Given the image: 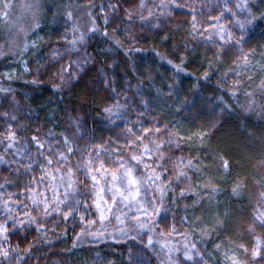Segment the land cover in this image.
Returning <instances> with one entry per match:
<instances>
[{"label":"snow or ice","instance_id":"1","mask_svg":"<svg viewBox=\"0 0 264 264\" xmlns=\"http://www.w3.org/2000/svg\"><path fill=\"white\" fill-rule=\"evenodd\" d=\"M118 3L119 0L107 5L100 4L97 9L99 17L92 11L97 6L91 0L83 7L75 6L87 16L86 31H81L78 23L75 22L81 20L82 17L77 16L74 21L72 10L74 6L64 5V18L68 27L61 39H64L72 49H75L78 44L84 43L88 34L100 32L118 48H124L127 45L128 47L124 48L125 55H128L130 51H140L133 47L137 38L129 28L126 27L123 33L124 39H121V36L117 34V29H113L112 34H109L107 28L109 13L117 10ZM229 3L230 0H224L218 12L214 15L205 14L201 19L203 7L197 8L195 0L192 3H189L188 0H159V3L152 4L146 3V0H139L135 8L124 9V16L128 24H133L138 18L146 26L150 23L154 10L158 9L161 16H171L173 9H187L185 15L188 17L186 21L188 35L194 39L201 36L205 41L213 44H216L213 37L218 38L219 43L216 44L217 51L215 53L217 61L222 55H227L231 49H235L238 53L232 60V64L225 69L222 79V82L226 83L227 77L230 73L232 74V84L229 87L233 90L230 91V95L235 96L237 92L242 91L247 98L245 111L260 108L264 112V104L259 103V101H264V53H261L259 61H255L254 50L245 51L244 48L245 30L256 18L252 16L247 0H238L235 4V9L248 13L243 19H240L237 12L229 7ZM20 7L31 14V23L27 27L16 26L19 17L10 23V17L14 11L13 0H0V21L5 22L9 27L7 39L3 44H0V57H5L7 53H10L18 60L19 67L26 73L31 69L23 57L31 49L36 48V42L30 40L29 31L40 26L38 16L42 7L39 0H29L28 3H22ZM225 12L231 13V22L240 29L239 37L231 29L225 27L223 23ZM97 19H101L103 22L102 32ZM152 27H157V25L153 24ZM210 29L212 31H209ZM69 31L71 39H68ZM5 49H7V53ZM221 49L224 51L221 52ZM156 54L163 59L160 53ZM168 63L172 64V61L169 60ZM209 63L211 65V61ZM180 64H183V57H181ZM180 64H172V67L178 72L183 71ZM70 67V64L61 66L58 74L61 82L64 81V73L68 72ZM15 71L16 69H9L0 75L12 79ZM71 75L74 77L76 73L73 71ZM256 80L259 82L256 83ZM32 83H37V80L33 79ZM59 87H61L60 84H53L54 90ZM169 89H171V85H169ZM8 91L10 89L0 88V92ZM141 103L145 102L141 101ZM120 107L119 102L104 106L103 112L108 114L110 122L114 109ZM4 115L7 116V113ZM139 115L142 116L143 113L141 112ZM12 119L15 120L16 117L13 116ZM0 135L3 136V141L0 142L4 143L5 154L15 148V151L11 153L14 158L24 156L30 159V163L22 165L25 175L34 171L32 164L36 162L37 157L41 160L39 175L28 176L27 182L20 184L17 192L7 191L5 185L10 183L7 179L4 183H0V209H2L0 211V217H2L0 218V256L8 258L7 246H9V238L13 232H22L25 230V226H35V231L42 235L41 230L45 228L43 220L52 217L53 214L59 218L62 214L65 222L70 216L73 219L79 216L81 225H87V227H81L80 232L76 234L77 237H80L81 234L94 238L104 237L107 232V224L114 219L116 223L113 225V231L118 234L114 238H126L131 234V239L135 240L139 237L145 247L153 250L155 244H159L160 264H208L202 255V250L198 248L196 238L198 236L203 241L204 237L211 235L217 227H223V220L218 215L213 217L212 222L215 225L213 228L202 227L203 222L199 216L194 218L184 216L181 217V222L185 226L190 225L191 232L177 233L173 224L167 228V231L161 229L158 234L155 233L156 216L162 210L169 190L172 191L171 202L173 204L177 201L176 188H179L180 198H184L186 193L191 192L194 208L202 203L200 193L193 191L191 182V173L201 171L200 162L198 158L175 155V150L180 148L185 136L179 131H173L170 122H157L144 126L140 120L134 124L126 121L123 145H119L120 138L117 137L111 143L104 141L86 146L83 152L78 147H74V136L63 132L60 133L62 143L56 141V137L50 130L48 136L52 137V140L33 134L31 145L34 146V152L29 151L28 146L16 148L17 133L10 124ZM192 135L197 137L199 143L204 142L203 132ZM188 138L191 139V136ZM53 141H56L55 150H53ZM121 150L125 151L127 155L121 156L119 154ZM76 155H79L80 159L73 167L71 162ZM105 156L107 159H103ZM220 160V167L226 172L228 161L223 157ZM12 162L6 159L5 155L0 154V163L10 164ZM261 163L264 165V161ZM169 164L171 169L168 167ZM16 172L19 178V170L17 169ZM137 172L140 174L137 175ZM253 183L256 187L247 195L250 203L249 219L246 226L244 223L240 225L243 232L248 235L250 244L236 243L228 239L214 242L213 248L219 254L217 264H248L249 261L251 264H256L257 257L264 259V177ZM182 184L183 186H181ZM199 187L205 190L209 201L214 200L215 193L218 191L215 184L209 181L206 184H200ZM244 187V182L237 180L231 189V194L237 197L243 196ZM89 200L95 208L99 221V227L95 231H89V228L96 221L86 220L85 215L80 211L82 204L85 210L89 208ZM257 229L260 230L259 233ZM174 233L183 237L179 247L174 246L171 239ZM192 233L196 235H192ZM108 235L112 236L111 233ZM156 235L167 237V239L164 241L154 239ZM144 236H147L146 242ZM76 244L77 240L74 239L73 247ZM11 251H18V248L12 247ZM24 252H28V248H25ZM177 254L182 255L183 260H180V256Z\"/></svg>","mask_w":264,"mask_h":264},{"label":"rangeland","instance_id":"2","mask_svg":"<svg viewBox=\"0 0 264 264\" xmlns=\"http://www.w3.org/2000/svg\"><path fill=\"white\" fill-rule=\"evenodd\" d=\"M84 1L89 2V0ZM99 2V4L103 3L107 5L108 3H116L117 0H99ZM188 2L192 3L193 0H188ZM223 2L224 0H195V6L197 8L203 7V12L200 16V18L203 19L205 14L211 13L214 15L218 12ZM237 2L238 0H230L229 7L237 12L240 19H243L248 13L235 9V4ZM138 3L139 0H119L117 10L109 13V23L107 26L110 27V32H113V29H117V34L121 36V39H124L123 33L127 27L138 39L144 35L146 31L154 30L156 27H152L153 24L157 26H163V24L171 26L178 22H186L188 19L185 15L187 9H173L171 16H161L157 9L156 16L150 18V23L146 26L144 22H141L138 18L135 19L133 24H128L124 16V9L127 8L131 10L135 8ZM146 3H159V0H146ZM97 17H99L98 11ZM101 23L102 26H104L102 20ZM223 23L225 27L231 29L237 37L240 36V29L231 22L230 12L224 13ZM209 31L212 30L210 29ZM250 31L251 28L250 25H248L244 33L245 51H247L249 47ZM64 34L65 32H63L62 29L57 30L54 35L48 34V38H42L39 33L29 34L30 40L36 42V48L34 49L35 52H32V49L30 50L28 57H25L26 59L23 58L27 61L31 69V71L26 73L19 67L18 60L8 63L5 62V59L9 57V53H7V49H5L7 53L6 56L0 57V74L7 72L9 69H16L12 79L14 81L16 80L17 83L50 87H53V84H60L61 87L56 90L60 91L62 94H72L79 86L87 85L89 94L98 96V121L93 119L90 113L91 111L86 108L84 105L85 103L82 102L77 104L70 101L65 107L62 124L56 126L55 129H51L47 127L41 118L29 107L21 92L3 86L5 84L1 82L2 79L7 82L11 79L4 78L0 75V88L10 89L8 92H0V133H3L10 124L12 129L17 133L18 143L16 144V148L28 146V150L34 152V146L31 145V136L37 134L42 138L52 140V137L48 136L50 130L53 136L56 137V141H60V133L62 132L71 134L75 138L74 147H78L79 150L83 152L86 146L103 143L104 141L111 143L113 140H116L117 137L120 138L119 145H123V133L125 131L126 121L130 124H134L137 120H140L144 123V126L157 122L165 123L162 120H148L138 115L133 106L132 95L129 93L126 86L113 85L114 83L111 82L108 76L109 74L101 69L98 61L89 52L87 44L84 42L83 44H78L75 49H72L64 39H61ZM67 35L69 39L71 32L69 31ZM197 39L202 44H208L217 49L216 44L219 43L217 37H213L216 44L205 41L201 36H197ZM125 46L128 47L127 45ZM106 48L109 49V45H106ZM223 51L224 49H221V52ZM111 54L115 55L113 51ZM228 54L235 58V55L238 53H236L235 49H231ZM116 57L117 59H124L123 55L119 56L116 54ZM69 64L71 67L68 72L64 73V81L61 82L58 75L61 66H68ZM73 71L76 73L74 77L71 75ZM33 79H36L37 83H32ZM113 89H115V91H113ZM117 102H119L121 107L114 109L110 122V118L108 114L103 112V108L107 104H115ZM259 103L264 104V101H259ZM209 105L213 108L217 106V108L220 107L223 111H228L226 110L227 107L221 101L215 102V105L214 103ZM245 107L246 102L243 104L242 110H238L242 117H249L255 121H261L264 117V112H262L260 108H256L253 111H245ZM4 113H7V116H5ZM13 116L16 117L15 120L12 119ZM218 120L219 115L214 110H211L207 115L201 118L197 125L209 122L208 125L211 127L217 124ZM77 125L79 126L78 128ZM0 141H3L2 135H0ZM56 141H53V150H55ZM60 142L62 143V141ZM185 149L186 147L181 144L180 148L175 150V155L184 156L185 158H194L186 154ZM14 151L15 148L10 149L9 152L5 154L4 143L0 142V154L5 155L6 159L13 161L10 164L0 163V183H4L6 179L10 182L5 185L8 192H17L19 185L27 182L28 176H38L40 171L41 160L37 157L36 162L32 164L34 171L25 175V169L22 165L28 164L31 161L24 156H17L14 158L11 155ZM119 154L121 156L127 155L123 150H121ZM169 155H171V153H169ZM79 159V155L73 157L71 162L73 167L76 166ZM103 159H107V156L103 157ZM53 163L55 164V162ZM220 163L221 160L215 157H213L208 164H201L200 162V167L202 168L200 172H205L203 175V184L209 181L213 183L211 173H222L224 171L220 167ZM168 167L171 169L170 164ZM17 169L20 174L19 178L17 177ZM255 169L256 176H259L258 180L264 177V165L260 164ZM141 171L143 170L141 169ZM136 174L139 175L140 172ZM197 174H199V172L191 173L192 183ZM81 179H83L82 176ZM254 181L255 180H250L248 183L244 182L245 206L248 209L246 212H238L239 216H237L236 222L238 225L237 230L240 234L238 240L234 241L236 243L244 242L250 244L248 235L243 232L240 225L244 223L246 226V222L249 219L250 203L247 199V195L256 187L253 183ZM181 186H183V184ZM199 191L202 193L200 194L202 203L194 208L192 206L193 196L191 192L186 193L184 198H180L179 188H176L177 201L173 204L171 202L172 191L169 190V197L166 196L162 210L156 216L157 227L155 228V233L158 234L161 229L167 231V228L173 224L176 227L177 233L185 231L191 232V226L183 225L181 217H201L206 208L216 205L217 202L216 197L214 200L209 201L205 195L204 189L200 188ZM232 196L233 195H231V197ZM236 197L237 196H233V198ZM148 198L151 199V197ZM88 204L89 208L87 210L83 208L82 204L80 211L85 215L86 220L93 219L96 221V223L89 228V231H95L96 228L99 227L98 217L94 206L91 204V200L88 201ZM0 211H2V209H0ZM43 223L45 224V228L41 230L42 235L35 231V226H25L24 231L13 232L9 238V246H7L9 256L8 258L0 256V264H18V257L19 264H160V258H158V253L160 251L159 244H155L153 250L152 248L145 247V245L140 242L139 237L135 240L131 239V234L126 238H114L118 235L113 231V225L116 223L114 219L111 223L107 224V232L104 237L101 238H94L86 234H81L80 237H77L76 234L80 232L81 227H87L86 224L81 225L79 216H76L75 219L70 216L68 221L65 222L62 214L59 218L53 214L52 217L43 220ZM201 226L207 227L208 225L202 224ZM257 232L259 233L260 230L257 229ZM108 233H111L112 236H109ZM192 235L196 234L192 233ZM67 236L69 241H67ZM74 239L77 240L76 246L79 248L70 251L68 247ZM154 239L164 241L167 237H159L156 235ZM171 239L176 247H179L180 243L183 241V237L176 233L173 234ZM144 240L146 242L147 236H144ZM196 242L198 248L202 250V255L208 264L213 263L215 254L217 257L219 255L213 248V243L215 242L214 232L204 237L203 241L197 236ZM12 247H17L18 251H11ZM25 248H28V252H24ZM177 255L180 256V260H183L182 255ZM259 263H264V259L257 257L256 264ZM248 264H251V261H249Z\"/></svg>","mask_w":264,"mask_h":264},{"label":"trees","instance_id":"3","mask_svg":"<svg viewBox=\"0 0 264 264\" xmlns=\"http://www.w3.org/2000/svg\"><path fill=\"white\" fill-rule=\"evenodd\" d=\"M29 0H13L14 11L10 17V23L19 22L16 26L27 27L31 23V14L20 5ZM42 11L39 13V27L29 34L39 33L42 38L54 35L57 30L68 27L64 18V5H73L74 21L77 16L82 17L78 23L81 31H86L88 26L87 16L75 6L83 7L88 2L84 0H39ZM97 8L99 0H91ZM248 7L252 16L256 19L250 24L249 47L247 51L254 50L255 61L261 59L264 53V0H248ZM97 8L92 11L97 16ZM51 9V10H49ZM157 10H154L153 17ZM151 17V18H153ZM101 27V20L97 19ZM109 34L110 27H108ZM8 24L0 21V44L7 39ZM71 39V35L69 37ZM89 52L98 61L101 69L105 70L113 85L126 86L133 98V106L137 114L148 120L164 121L171 123L173 131L184 134L182 143L186 147V154L198 158L201 164H208L213 157L228 161V170L222 173H211L213 184L218 191L215 193L216 205L206 208L202 215V224L207 227H215L214 215L223 220V227L216 228L214 232L215 242L226 239L236 241L239 238L237 216L238 212H246L245 191L241 197H231V189L237 180L248 183L250 180H258L255 168L264 161V117L255 121L249 117H242L238 110H242L247 98L243 92L230 95L232 74L223 83L225 69L234 59L232 55H222L217 61L215 53L217 49L208 44H202L197 37L194 39L188 35L187 22L173 25H158L154 30L146 31L137 39L133 47L140 51L129 52L125 55L124 48H118L110 40L97 32L88 34L84 41ZM109 45V49L106 48ZM115 55H112L111 52ZM30 52V51H29ZM29 52L23 57H28ZM32 52H35L32 49ZM160 53L163 56H157ZM116 54L124 56L117 59ZM183 57V64H180ZM26 59V58H25ZM17 60L9 53L5 62ZM180 64L183 71H177L169 64ZM211 61V65L210 62ZM254 61V63H255ZM258 71V69H257ZM207 72V75L205 73ZM5 87H10L22 93L29 107L41 118L45 125L54 128L64 119L65 107L73 101L77 104L85 103L91 112L93 119L98 121L99 103L98 96L89 94L87 85H81L72 94H62L50 86H32L1 80ZM259 81L256 80V83ZM171 85V89H169ZM144 101L145 103H141ZM221 101L228 111L211 107L209 104ZM214 110L219 115L218 123L209 127V122L197 125L208 112ZM59 128V127H58ZM57 128V129H58ZM203 132V143H199L193 133ZM191 136V139L188 137ZM201 168V167H200ZM202 171V168H201ZM199 172L192 183L193 191H199V184H203V175ZM167 197L169 195L167 194ZM227 213V215H225ZM67 241L69 238L67 236ZM70 251L77 250L71 241L68 247ZM213 256V255H212ZM212 262V261H211ZM217 263V255L213 263ZM264 264V263H259Z\"/></svg>","mask_w":264,"mask_h":264}]
</instances>
